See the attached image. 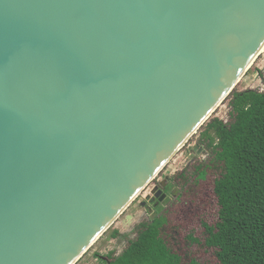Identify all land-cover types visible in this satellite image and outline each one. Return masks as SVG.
<instances>
[{"label": "water", "instance_id": "95a60500", "mask_svg": "<svg viewBox=\"0 0 264 264\" xmlns=\"http://www.w3.org/2000/svg\"><path fill=\"white\" fill-rule=\"evenodd\" d=\"M261 51L264 0H0V264H75Z\"/></svg>", "mask_w": 264, "mask_h": 264}, {"label": "trees", "instance_id": "16d2710c", "mask_svg": "<svg viewBox=\"0 0 264 264\" xmlns=\"http://www.w3.org/2000/svg\"><path fill=\"white\" fill-rule=\"evenodd\" d=\"M228 98L229 119L213 117L201 127L208 159L176 174L175 199L140 222L136 236L121 253L107 255L106 264H264V90L235 88ZM196 194L217 201L215 221L198 217L193 225L195 209L206 211ZM189 208L188 217L183 211ZM178 210V218L189 221L182 236L170 222ZM197 249L211 257L200 261Z\"/></svg>", "mask_w": 264, "mask_h": 264}, {"label": "rangeland", "instance_id": "374dc122", "mask_svg": "<svg viewBox=\"0 0 264 264\" xmlns=\"http://www.w3.org/2000/svg\"><path fill=\"white\" fill-rule=\"evenodd\" d=\"M246 89H254L258 91L264 90V52L257 57L236 86V90L241 91ZM229 112V98L227 97L215 109L210 118L219 117L223 120H228ZM202 130L203 129L200 128L189 138L185 145L165 164L155 179L142 190V192L129 204L123 213L120 214L112 223L111 227L97 239V241L75 264H106L105 260L101 258L102 256L106 257L111 252L116 255L121 253L126 248L129 241L136 236L135 229L140 222L153 217L156 214L158 207H161L162 209L169 206L171 201L175 199V196L180 189V187L175 184L176 180H174V177L176 174L183 170H190L191 167L197 164L198 161L207 160L209 157L210 151L203 148L199 144ZM160 184L164 187L169 186L170 184L167 190L162 189V194H165V197L162 200H160L159 197H156V192L159 190L154 192V189L157 188L156 186ZM195 198L197 200V194ZM201 198V200L196 201V204L197 206L199 205V207L206 209V211H203V213L199 215L197 212L198 209L196 210L194 208L196 214L198 215L197 220L193 225H197L198 217H201L210 223L216 220L218 210L217 201L212 195L209 197L203 195ZM177 209H179L178 206ZM180 212L181 211L178 210V212L173 213L170 216V222L172 226H177L179 228V232L182 236L185 235L186 224L189 221L186 220L182 214L183 218L179 219L178 214ZM183 212L189 217L192 215L194 210L189 208L185 209ZM205 213L208 216H205ZM190 219L192 218L190 217ZM179 239L182 241L181 238ZM182 248L185 250L187 249V246L185 244L183 245V242ZM192 249L195 250L194 247ZM197 252L198 253H196L195 256L197 255V258L200 261L211 257L209 254H204L202 250L197 249Z\"/></svg>", "mask_w": 264, "mask_h": 264}, {"label": "flooded vegetation", "instance_id": "af4514ba", "mask_svg": "<svg viewBox=\"0 0 264 264\" xmlns=\"http://www.w3.org/2000/svg\"><path fill=\"white\" fill-rule=\"evenodd\" d=\"M156 187H157V190H162V189L166 188V186L164 187L162 184H160V185H158ZM162 192H163V190H162ZM104 259L106 260V258H104Z\"/></svg>", "mask_w": 264, "mask_h": 264}, {"label": "bare ground", "instance_id": "6f19581e", "mask_svg": "<svg viewBox=\"0 0 264 264\" xmlns=\"http://www.w3.org/2000/svg\"><path fill=\"white\" fill-rule=\"evenodd\" d=\"M260 54H262V51L260 52ZM252 64H253V63H252ZM250 67H251V66H250ZM244 75H245V74H244ZM244 75H243V76H244Z\"/></svg>", "mask_w": 264, "mask_h": 264}]
</instances>
